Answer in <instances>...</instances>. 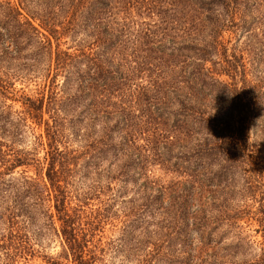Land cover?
Instances as JSON below:
<instances>
[{"label": "rangeland", "instance_id": "rangeland-1", "mask_svg": "<svg viewBox=\"0 0 264 264\" xmlns=\"http://www.w3.org/2000/svg\"><path fill=\"white\" fill-rule=\"evenodd\" d=\"M73 1V17L78 30L74 37L93 58H99L100 62L104 61L103 48L99 46L97 49V40L95 41L96 36L100 35L95 34L93 28L87 29L83 25L86 21L89 25L93 21H109L113 16H117L114 15L117 13L120 18L123 14L118 10L120 2H116L115 8L110 4L109 11L105 7V13L100 11L99 17L93 18V6H88L90 0ZM256 1L258 5L264 4V0ZM190 4L187 0H182L180 6L167 7L168 12L173 11L177 16L191 15L196 21L192 12L194 6ZM251 6V15H247L246 19L251 20L253 16L252 26L254 24L256 31H264V7L253 10L254 3ZM147 11L145 6L133 8V19L137 21L138 29H145L149 26L148 23L155 22L154 18L146 15ZM234 17L231 18L234 24L240 26L225 23L223 27L225 29L218 39L220 41L218 52L225 48L224 56L238 63L237 75L240 79L235 88L241 90L243 86L242 92L247 96V90L253 86V75L256 74L260 79L261 88L257 86L256 89L264 95V59L263 61L259 59L260 56H264V45H259L258 39L249 37L247 32L243 31L239 19L245 18L243 14L238 13ZM189 26L190 24H187L185 28ZM132 30H135L134 26ZM132 33L134 34V31ZM121 38L122 46L115 50L113 63H122L126 60L121 66L122 70L127 67L126 63L128 65L130 62L136 68L144 65L145 68L140 70L138 77L131 85L115 86L116 82H113L105 89V98L102 100H100L102 94L98 89L87 84L91 81L90 78H87V82H77L74 86L75 94L82 92L83 95L81 94L73 105V113L76 116H60L61 121H64L60 127L63 134L87 136L93 153L105 151V158L101 159L102 162L97 169L90 165L89 168L84 166L80 170V165L78 166L79 171L71 182L73 187L85 193L87 187L93 184L105 185L106 176L112 175L116 180H120L121 185L126 187L121 199L126 201L137 199L134 205L136 218H141L138 227L129 232L130 239L125 244H134L135 240L149 241L147 238L152 241L165 234L164 239L168 238L167 241L172 247L170 252L173 255L168 264H264V128L256 126L264 118V112L260 115L262 117L242 116L246 112H242L236 105H231L230 113L218 115L220 110H225L227 105L236 100L231 98L235 95L234 91H230L229 96L226 94L228 90L233 89V81L227 75H220V68H226L227 64L224 57L217 54L212 57V62L207 60L204 64V68L214 73L217 79L227 81L226 87L221 89V95L212 100L213 111H210L212 108L206 111V105L212 102L211 95L206 93L200 98L199 108L198 103L194 101L188 105V116L181 117L180 126L172 125L176 121L175 118L167 116H136L144 111L143 107L140 109L141 103L137 104L140 102L138 98L136 100L138 87L151 85L155 79L157 69L152 65L151 58L155 54L147 52L142 39H137L132 34L126 33L125 38L122 36ZM68 45H62L61 48L65 49ZM76 50L74 51L77 53ZM136 51L144 57L136 60L133 57ZM27 52L23 50L18 55L19 58H13L14 55L11 57L7 53L4 60L0 61V159L1 155L11 159L13 156H26L28 153L32 164L38 162L36 165L41 166L44 150L42 146L35 144V141L42 128L27 121L26 124L29 123L33 129L28 128L22 123L20 116H23V96L39 97L44 81L47 82V78L49 80L52 77L53 60L44 58L34 64L31 59L24 57ZM148 56L150 63L144 59ZM80 65L79 73L83 75L84 66ZM30 66L34 67L29 68ZM101 66L105 69L104 62ZM178 70L176 68L175 72ZM61 78L62 76H58L55 82L59 84ZM83 87L86 88L84 92ZM252 91L257 98L256 104H259L260 94L255 88ZM238 100L246 101L243 98H237ZM261 102L264 106V98ZM261 110L264 111V108ZM46 117L44 114V118ZM243 117L245 118L242 120ZM254 117L258 120L255 125L252 122ZM68 118L73 121V127L67 123ZM246 130L250 136L242 143V134H245ZM157 135L166 138L160 136L158 138ZM157 138L162 141L156 143ZM216 141L218 153H213L212 149L206 150L209 144L213 145ZM73 147H76V143H73ZM142 163L144 165H141ZM141 166L148 169L149 178L144 177L142 173L145 172L144 169L138 170ZM33 170L30 168L26 174H34ZM1 171L4 170L0 166ZM24 174V166H17L12 172H5L0 176V264H46L51 258H59L62 253V240L50 221L44 217L35 194L28 193L30 189L28 184L24 183ZM193 179H197V183H201L204 190L201 201L205 207V224L200 227L196 225L199 219L193 218L190 214L187 215L186 224L181 222L174 214L175 209L172 206L174 198L167 193L173 192L176 188L180 189L178 195L187 201L186 205L192 212V206L197 204V200L190 198V183L176 186L180 182ZM150 181H153L154 187L165 188L166 193L163 201H155L156 208L152 206L153 215L142 212L141 208L142 198L148 194L151 196L156 194L153 188L148 191L140 189V185ZM181 188L185 191L182 192ZM174 192L176 194V191ZM105 198V194L93 197L89 200L88 206L96 208L101 205L100 200ZM160 204L162 209L158 208ZM125 205L121 200L113 203L115 218L109 217L107 220L104 218L101 227L95 231L94 241L93 239L90 241L89 246H92V243L99 246V250L96 251L98 256L96 264H124L121 254H117L114 248L105 244L116 245L118 227L126 218L128 220L133 218L130 214L122 217L121 209ZM136 209L139 211L138 214ZM140 213L143 214L140 216ZM28 215L31 216V220H28ZM54 226L57 227L56 224ZM167 227L169 230L173 228L179 235L171 233V236H168ZM146 229L151 234L145 233ZM62 262L73 264L65 259H62Z\"/></svg>", "mask_w": 264, "mask_h": 264}, {"label": "trees", "instance_id": "trees-1", "mask_svg": "<svg viewBox=\"0 0 264 264\" xmlns=\"http://www.w3.org/2000/svg\"><path fill=\"white\" fill-rule=\"evenodd\" d=\"M187 1L191 3L190 6H194L192 12L196 21L191 15L177 16L173 11L168 12L167 7L180 6L182 0H90L88 6H93V18L99 17L100 11L105 13V7L109 11L110 4L115 8L116 2H120L118 10L123 12L120 18L117 13L114 14L117 16H113L109 21H93L90 25L86 21L83 25L87 29L89 27L93 28V32L100 35L95 38L97 49L99 46L102 47V54L105 56L104 61L101 60L100 62L99 58H93L90 52H86L82 48V44L79 43L80 41L74 37L78 30L76 20L73 17V0H0V61L4 60L7 53L11 57L14 55L13 58H19L18 55L23 50L28 51L24 57L31 59L35 62L34 64L44 58H49L50 61L53 60L52 77L49 80L47 78V82L44 81L39 97L23 96V116H20V120L28 128L33 129L29 123L26 124L27 121L42 128V132L36 136L35 141V144L42 146L44 150L41 166L36 165L38 162L32 164V159L28 157V153L26 156H13L11 159L4 158L1 155L0 159V166L4 170L0 172V176L5 172H12L17 166H24L23 179L24 183L29 186L30 191L28 190V193L33 192L35 194V199L44 217L50 221L62 240L60 257L51 258L46 264H62V259L73 264H96L98 260L96 251L99 250V246L93 243L92 246H89V244L92 239L94 241L95 231L101 227L100 224L104 221V218L105 220L109 217L115 218L113 217L115 216L113 203L116 200H121L126 204L121 209V212H123L122 217L130 214L133 218L131 220L126 218L118 227L119 235L117 236L116 245L112 246L111 243L105 245L114 248L117 254L120 253L124 264L131 262L133 264H168L170 257L173 256L170 252L172 247L167 241L168 238L164 239L165 234L154 238L152 241L147 238L149 241L135 240L134 244H125L130 239L129 232L138 227L141 218H136L134 205L137 199L133 198L128 201L121 199L126 192V187L121 185L120 180H116L112 175L106 176L107 182L105 185L93 184L87 187L88 190L85 193L78 191L71 183L74 180L73 177L79 171V165L80 170L84 166L89 168L90 165L93 166L92 168L97 169V166L102 162L101 159L105 158V151L93 153L90 150L87 136L65 135L60 130L64 122L61 121L60 116H76L73 113V105L83 95L82 92L75 94V84L81 81L87 82V78H90L91 81L87 84L98 89V92L102 94L100 97V100H102L105 98V89L113 82H116L115 86L131 85L141 73L140 70L145 68L144 65L136 68L130 62L128 65L126 63L127 67L122 70L121 66L125 64L126 60L122 63H113L115 50L122 46L121 36L124 39L127 33V35L132 34L137 39H142L145 50L155 54L151 56L152 65H155L157 69L155 79L152 80L151 85L138 87L136 100L138 98L140 102H137V104L140 105L141 103L140 109L143 107L144 111L136 116H167L171 119L175 118L176 121L172 125H182L181 117L188 116V105L194 101L198 103L199 108L201 105L199 101L202 96L206 93L210 94L212 101L219 97L222 93L221 89L226 87L225 83L227 81L217 79L214 73L204 68L205 62L207 60L212 62V57L218 54L224 57L227 64L226 68H220V75H227L233 81V89L227 92L224 90V92L229 96L230 91H234L235 95H232L231 98L236 100V102L227 105L224 108L225 110H220L218 115L223 116L224 112L230 113L231 105H236L242 112H246L242 116L262 117L260 115L264 111L261 109L264 106L261 105V101L264 95L256 89L257 86L261 89L260 79L256 74L253 75V86L247 90V96L242 92L244 91L243 86L241 90L235 88L240 79V76L237 75L238 63H234V61H230L224 56L225 48H223V51L218 52L220 45L218 39L219 36L221 37V32L224 31L223 29H225L223 28L225 23L240 26L234 24L231 18H235L234 16L241 13L245 17H239L243 31L247 32L249 37L258 39L259 45H264V31H256L254 24L252 26L253 16L251 20L246 19L247 15H251L250 9L253 3V10L264 7V4L258 5L256 0H251V3L250 0ZM139 6L147 7L146 15H150L155 19V22L153 24L148 23L149 26L145 29H138L137 21L133 19L132 10L134 7L138 8ZM218 9L221 13L218 12ZM187 16L188 19H186ZM187 24H190V26L186 29L185 25ZM132 26L135 27V30H132ZM191 26L192 29L190 30ZM131 30L134 31V34ZM205 32L207 33L205 34ZM66 44L69 45L65 49L61 48L62 45ZM75 49H77V53L74 51ZM252 49L254 48L252 47ZM133 57L138 60L143 58L144 55L138 54L136 51ZM149 58L150 56L144 58L147 63H150ZM259 59L263 61L264 56H260ZM102 62L105 63V69L104 66H101ZM257 62L255 63L257 64ZM80 64L84 66V69H82L83 75L79 73ZM176 68L179 69L177 72H175ZM205 71L206 73H204ZM58 76H62L59 84L55 82ZM253 88L260 94V97L258 96L259 104H256L257 98L254 97ZM85 90L86 88L83 87L82 91ZM237 98H243L246 101H237ZM213 104L214 101L206 105V111L210 108H212L210 111H213ZM44 114L47 115L46 118H44ZM154 120L151 119V121ZM257 121L255 117L252 119L254 125ZM72 122L71 118H68L67 123L70 127H73ZM256 126L264 128V118ZM248 134L247 130L245 134H242V143H245L248 139V136H250ZM158 136L166 138L163 135ZM158 138L156 143L162 141ZM73 143H76V147H73ZM209 145L210 148L208 147L206 150L210 151L212 149L213 153H218L215 147L217 141L215 144ZM233 145L236 146V143L233 142ZM141 165H144V163ZM30 168L34 169V174H26ZM143 169L145 171L142 172L144 177L149 178L148 169L141 166L138 170ZM95 174L99 177L97 172ZM187 182L190 183V198H196L197 200V204L192 206V212L189 211L188 205H186L187 201L178 195L180 189L176 188L173 192L169 191L167 193L171 198H174L172 203L173 209H175L174 214L181 222L186 224L187 215L190 214L193 218L199 219L197 221L200 225L198 223L196 225L200 227L205 224V207L203 201H201L204 190L201 188V183H197V179L185 180L176 187ZM140 186V189L144 191L155 189V196L148 194L147 197L142 198L141 205L142 212L152 213L153 215L152 209L154 207L152 206L154 205L156 208L157 202L155 201H163V196L166 194L164 193L165 188L154 187L153 181L145 182ZM181 189L182 192L185 191L183 188ZM174 191H176V194H174ZM101 194L106 196V200H100L101 205L96 208L88 206L91 198L99 197ZM129 204L130 206H128ZM158 208L162 209L161 204ZM136 211L138 214L139 211L137 209ZM141 214L143 213L139 215L141 216ZM28 220H31L30 215H28ZM145 233L151 234L147 229ZM171 233L179 235L174 232L173 228L168 231V236H171ZM158 235L160 236V234ZM16 252H19V250H16Z\"/></svg>", "mask_w": 264, "mask_h": 264}]
</instances>
